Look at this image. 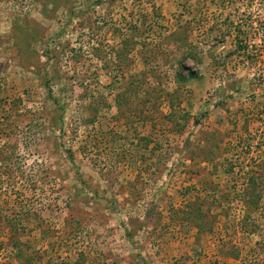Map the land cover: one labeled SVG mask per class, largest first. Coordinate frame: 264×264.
<instances>
[{"label": "rangeland", "instance_id": "obj_1", "mask_svg": "<svg viewBox=\"0 0 264 264\" xmlns=\"http://www.w3.org/2000/svg\"><path fill=\"white\" fill-rule=\"evenodd\" d=\"M0 211L33 264H264V0H0Z\"/></svg>", "mask_w": 264, "mask_h": 264}, {"label": "trees", "instance_id": "obj_2", "mask_svg": "<svg viewBox=\"0 0 264 264\" xmlns=\"http://www.w3.org/2000/svg\"><path fill=\"white\" fill-rule=\"evenodd\" d=\"M238 40V37H237ZM9 159H4V162H7ZM14 217H11L12 215L8 213H4L3 211H0V226L3 223H6L9 227V238L7 241L6 246L10 245L9 248L12 249L11 254L14 255L15 260L18 262V264H33L35 263V259L33 257L28 256L27 250L24 249L23 243L19 240V236L17 234H20L19 231V225H17L16 221H21L19 218L24 216L23 214L14 213ZM4 243L1 241V233H0V250L3 249ZM11 255V256H12ZM13 257V258H14ZM6 264V263H5ZM8 264V263H7Z\"/></svg>", "mask_w": 264, "mask_h": 264}]
</instances>
